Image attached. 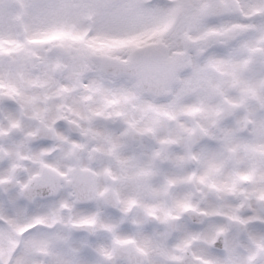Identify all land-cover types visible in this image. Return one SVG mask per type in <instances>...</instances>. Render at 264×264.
<instances>
[{"label": "snow or ice", "instance_id": "snow-or-ice-1", "mask_svg": "<svg viewBox=\"0 0 264 264\" xmlns=\"http://www.w3.org/2000/svg\"><path fill=\"white\" fill-rule=\"evenodd\" d=\"M0 264H264V0L0 16Z\"/></svg>", "mask_w": 264, "mask_h": 264}, {"label": "rangeland", "instance_id": "rangeland-1", "mask_svg": "<svg viewBox=\"0 0 264 264\" xmlns=\"http://www.w3.org/2000/svg\"><path fill=\"white\" fill-rule=\"evenodd\" d=\"M7 0H1V2H3L4 5H6ZM12 1V4H15V8L18 6H22L23 7V0H10ZM11 13H13V11H11ZM10 12H6L5 9L3 8V6L0 7V16H6V15H11ZM14 20V19H13ZM15 21V20H14ZM13 21V22H14Z\"/></svg>", "mask_w": 264, "mask_h": 264}, {"label": "flooded vegetation", "instance_id": "flooded-vegetation-1", "mask_svg": "<svg viewBox=\"0 0 264 264\" xmlns=\"http://www.w3.org/2000/svg\"><path fill=\"white\" fill-rule=\"evenodd\" d=\"M19 31V30H18ZM10 50H12V49H10Z\"/></svg>", "mask_w": 264, "mask_h": 264}]
</instances>
